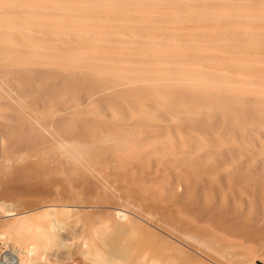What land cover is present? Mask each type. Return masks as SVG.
<instances>
[{
	"label": "bare ground",
	"instance_id": "1",
	"mask_svg": "<svg viewBox=\"0 0 264 264\" xmlns=\"http://www.w3.org/2000/svg\"><path fill=\"white\" fill-rule=\"evenodd\" d=\"M0 143V264H264V0H0Z\"/></svg>",
	"mask_w": 264,
	"mask_h": 264
},
{
	"label": "rangeland",
	"instance_id": "2",
	"mask_svg": "<svg viewBox=\"0 0 264 264\" xmlns=\"http://www.w3.org/2000/svg\"><path fill=\"white\" fill-rule=\"evenodd\" d=\"M18 148H16L15 150H17ZM5 153L2 152V144L0 143V159L3 157ZM53 160V158H51ZM65 217H67L66 219L68 220V222L73 223L74 218L76 217V213L74 212H67ZM49 220L50 223L52 224V226H56V224H59V221H56V217L51 214L49 215ZM77 227H80V225H78ZM58 228V226H57ZM68 233V232H67ZM0 235H2V239H0V256L2 255L4 258V261L6 262H10V252L14 250V248H16V244L17 243L15 238L13 236H10L8 234H6V232L1 228L0 226ZM68 239L66 244H75V243H80V240L77 236V233H68ZM18 249V247L16 248ZM51 262L56 263V264H71V263H77V264H89L87 262H85L81 257L79 256H72L66 259H61V258H57V259H51Z\"/></svg>",
	"mask_w": 264,
	"mask_h": 264
}]
</instances>
